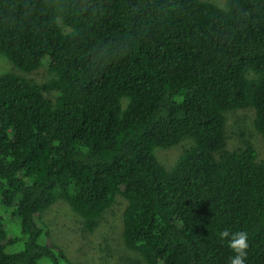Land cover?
I'll return each mask as SVG.
<instances>
[{
  "label": "trees",
  "instance_id": "trees-1",
  "mask_svg": "<svg viewBox=\"0 0 264 264\" xmlns=\"http://www.w3.org/2000/svg\"><path fill=\"white\" fill-rule=\"evenodd\" d=\"M0 52V264H87L40 224L61 198L89 232L122 200L146 264H230L224 230L264 264V158L226 141L249 108L264 142V0H0Z\"/></svg>",
  "mask_w": 264,
  "mask_h": 264
},
{
  "label": "rangeland",
  "instance_id": "rangeland-1",
  "mask_svg": "<svg viewBox=\"0 0 264 264\" xmlns=\"http://www.w3.org/2000/svg\"><path fill=\"white\" fill-rule=\"evenodd\" d=\"M205 1L214 2L220 6H225L227 2V0ZM47 63L48 60L45 59L43 65ZM17 71L10 60L0 52V74ZM24 75L38 82H44L50 78L46 66ZM226 141L229 149L252 144L258 152L259 160L264 158V142L254 126L253 111L249 108L235 109L226 113ZM191 143L187 139L175 147L158 149L157 155L167 167H172L181 152ZM123 207L124 203L119 199L115 206L104 214L100 225L93 232H89L83 226L82 217L73 211L65 199L61 198L43 213L40 224H43L49 231L51 239L78 262L87 264H146L142 256L128 249L123 241L121 232ZM0 217L6 219L3 223L5 227H8L10 219H16L7 210L1 208ZM10 223L9 235L17 238L20 226L18 229L16 223ZM20 245L21 243L16 241L15 249L19 248ZM46 262L43 261L42 264H47Z\"/></svg>",
  "mask_w": 264,
  "mask_h": 264
},
{
  "label": "clouds",
  "instance_id": "clouds-1",
  "mask_svg": "<svg viewBox=\"0 0 264 264\" xmlns=\"http://www.w3.org/2000/svg\"><path fill=\"white\" fill-rule=\"evenodd\" d=\"M219 236L221 239L231 237L229 240V247L235 255L230 257V264H246L247 249L249 248L247 232L238 231L230 233L228 230H224Z\"/></svg>",
  "mask_w": 264,
  "mask_h": 264
}]
</instances>
